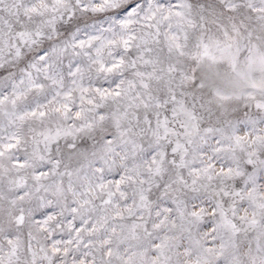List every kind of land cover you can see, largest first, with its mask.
<instances>
[{
  "label": "snow or ice",
  "instance_id": "1",
  "mask_svg": "<svg viewBox=\"0 0 264 264\" xmlns=\"http://www.w3.org/2000/svg\"><path fill=\"white\" fill-rule=\"evenodd\" d=\"M0 264H264V0H0Z\"/></svg>",
  "mask_w": 264,
  "mask_h": 264
}]
</instances>
